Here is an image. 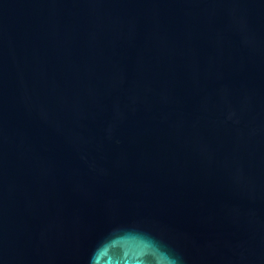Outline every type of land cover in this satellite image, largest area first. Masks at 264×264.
Returning a JSON list of instances; mask_svg holds the SVG:
<instances>
[{"label": "water", "instance_id": "obj_1", "mask_svg": "<svg viewBox=\"0 0 264 264\" xmlns=\"http://www.w3.org/2000/svg\"><path fill=\"white\" fill-rule=\"evenodd\" d=\"M172 259L264 264V0H0V264Z\"/></svg>", "mask_w": 264, "mask_h": 264}, {"label": "clouds", "instance_id": "obj_2", "mask_svg": "<svg viewBox=\"0 0 264 264\" xmlns=\"http://www.w3.org/2000/svg\"><path fill=\"white\" fill-rule=\"evenodd\" d=\"M165 259H168V258L165 257ZM169 264H177V261L175 259L169 260Z\"/></svg>", "mask_w": 264, "mask_h": 264}]
</instances>
